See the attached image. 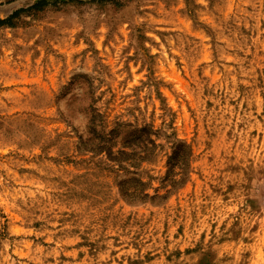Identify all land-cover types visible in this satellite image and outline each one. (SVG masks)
I'll use <instances>...</instances> for the list:
<instances>
[{"label":"rangeland","instance_id":"374dc122","mask_svg":"<svg viewBox=\"0 0 264 264\" xmlns=\"http://www.w3.org/2000/svg\"><path fill=\"white\" fill-rule=\"evenodd\" d=\"M117 2L0 0V264H264V0Z\"/></svg>","mask_w":264,"mask_h":264},{"label":"trees","instance_id":"16d2710c","mask_svg":"<svg viewBox=\"0 0 264 264\" xmlns=\"http://www.w3.org/2000/svg\"><path fill=\"white\" fill-rule=\"evenodd\" d=\"M114 4H118V0H109ZM39 2L38 4H40ZM33 8V6H32ZM17 12L13 13L10 17L5 20H0V23H6L10 21L11 18L16 15ZM94 100H90L87 107L84 109V115L86 117V127L88 130V138H80L78 142V147L84 151L95 153V154H105L108 161L117 164L122 167L123 164L133 165L136 162L146 161L152 154V150L155 147L153 140H150L148 136L144 144L141 146H131L127 144L123 146L121 150H113L114 147V131L106 132L102 127L101 116L97 112ZM146 143V144H145ZM148 145V146H147ZM191 152L188 146L183 145L180 149H176L170 158L168 163V172L165 178L166 187L171 190L182 187L186 182V176L190 165ZM175 170L177 172H175ZM122 197L128 201L132 197H136L137 194H128L125 191H121ZM138 197V196H137ZM136 199V198H135Z\"/></svg>","mask_w":264,"mask_h":264}]
</instances>
